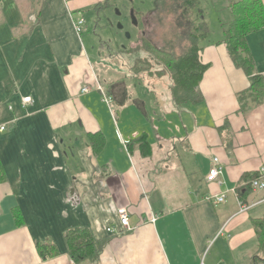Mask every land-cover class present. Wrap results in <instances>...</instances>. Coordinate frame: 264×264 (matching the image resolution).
<instances>
[{"label": "crops", "instance_id": "1", "mask_svg": "<svg viewBox=\"0 0 264 264\" xmlns=\"http://www.w3.org/2000/svg\"><path fill=\"white\" fill-rule=\"evenodd\" d=\"M104 1L0 0V264H91L69 254L78 228L107 240L99 264H251L264 188L245 177L264 179V100L247 96L218 26L200 41L201 101L176 103L166 76H131L76 30ZM247 39L264 76V28ZM41 243L57 254L41 257Z\"/></svg>", "mask_w": 264, "mask_h": 264}, {"label": "trees", "instance_id": "2", "mask_svg": "<svg viewBox=\"0 0 264 264\" xmlns=\"http://www.w3.org/2000/svg\"><path fill=\"white\" fill-rule=\"evenodd\" d=\"M109 1L106 0L103 3L97 5L98 14L101 11L109 8ZM177 5L178 10H181L179 19V28L182 30L185 44L181 55L176 56L175 53L156 48V46L139 47L136 50H132L134 55H139L141 51L147 52L153 60L157 61V64L165 65L167 63L169 73L171 75L173 88L172 94L176 103L182 104L186 102H199L202 100V94L199 86L205 71L208 68L207 64H202L199 59L201 40H206L211 35L213 23L210 24V20L207 19L203 9H201V0H173ZM226 10L229 14V18L224 20L221 11ZM220 17L217 18L218 28L222 29L221 41L226 43L229 53L238 66L242 67L246 73L251 77L250 94L252 100L261 101L264 100V76L255 73V62L249 46L248 35L264 28V4L262 0H233L228 2L227 6L220 7ZM100 19V14L98 16ZM108 44V43H106ZM111 49V45L108 44ZM121 52L116 50L110 52L111 56L115 54L124 53L121 47L122 44L118 43ZM124 50H128L127 47ZM130 50H128L129 52ZM162 56V57H160ZM148 60V58H146ZM165 59V61H164ZM133 67V66H131ZM135 70V67H133ZM166 70V68L160 69ZM146 70L133 72L131 76L136 78H144L146 76ZM162 74V73H161ZM241 97V103L243 105L244 97ZM248 96V97H249ZM93 139L96 135L92 136ZM98 137V135H97ZM99 141V140H98ZM98 141L95 142V148L98 149L102 146V141L99 147ZM143 141V140H142ZM141 145L149 146V143L142 142ZM148 152V151H147ZM146 154V152H145ZM259 174L248 175L245 178L254 179L258 178ZM251 186V184H250ZM252 187V186H251ZM243 193L242 195H245ZM253 224L257 233V239L259 242V254L256 255L251 264H264V216L259 219L253 220ZM67 242L69 245V254L73 261L76 263H82L83 261H89L91 264H99L100 255L103 247L106 244V239H97L93 233L87 228H78L67 233ZM56 246L48 243L38 244V249L41 257L47 259L57 254Z\"/></svg>", "mask_w": 264, "mask_h": 264}, {"label": "rangeland", "instance_id": "3", "mask_svg": "<svg viewBox=\"0 0 264 264\" xmlns=\"http://www.w3.org/2000/svg\"><path fill=\"white\" fill-rule=\"evenodd\" d=\"M106 1V0H105ZM104 1V2H105ZM157 2L158 5H154L153 2ZM201 9L204 10L207 19L213 23L214 27L218 26L217 18L220 16V4L222 0H201ZM226 3L233 0H224ZM162 2V4H161ZM136 0V2H129L128 0H110L109 8L101 16L99 22H97L95 13H87V24L84 25L83 38L86 41L87 38H95L96 42L107 41L111 45V51L113 49L121 52L119 44L126 45L127 49L122 50L124 53L122 55L115 54L117 59V65L129 72L130 75L135 71L146 70V80L152 81V87H154L153 82L166 76L168 79H163L164 81L172 82L171 75L167 63L163 66L157 64L156 60H153L150 55L141 51L139 55H134L132 50H136V47H146L156 46V48L165 49L175 53L176 56L182 54L184 48L182 46L185 44L182 30L179 28V18L181 15V10H178L177 5L174 4L173 0ZM126 15L118 21L117 11ZM134 9L136 15L140 20V24L137 27L134 23V18L129 15V10ZM130 10V11H131ZM106 15L111 19L113 26L105 27L103 25H108L106 21ZM96 19V20H95ZM119 24L123 25V28H119ZM212 25V24H211ZM213 30H216L212 27ZM142 30L144 34L142 36ZM130 34V36H128ZM200 45V42H199ZM109 51V49L107 50ZM162 57V56H160ZM148 58V60L146 59ZM95 61L97 56L94 58ZM165 61V59H164ZM135 67V70L133 67ZM102 67V66H101ZM98 66L99 70L102 68ZM166 68V70L160 69ZM162 73V74H161Z\"/></svg>", "mask_w": 264, "mask_h": 264}, {"label": "built area", "instance_id": "4", "mask_svg": "<svg viewBox=\"0 0 264 264\" xmlns=\"http://www.w3.org/2000/svg\"><path fill=\"white\" fill-rule=\"evenodd\" d=\"M85 21L86 20H85L84 17H81V18H79L77 20V22L75 24V27H76V30H77L78 33H81L83 31V27L85 25ZM90 90H91V87L89 85H85L82 88V92H84V93L89 92ZM31 100H32L31 97H28V96L22 98V102H23L24 105L30 103ZM104 100L107 101L108 103L112 102V100L109 97H106V96H105ZM1 129L5 130L6 126L2 125ZM222 171H223V167L220 165V160L218 158H214V164L211 167V169L209 171V174L207 175V180L209 182H217ZM250 184L255 189L256 188L257 189H263L264 188V179L261 176H259L258 178L252 179ZM225 201H226V195L225 194L219 195L215 199L216 203H223ZM247 208H248L247 206L243 205L241 209L244 211ZM119 218H120V221H121L123 226H127V227L129 226V216H128V212H127L126 208L119 209ZM108 230L112 231L111 228H109Z\"/></svg>", "mask_w": 264, "mask_h": 264}, {"label": "flooded vegetation", "instance_id": "5", "mask_svg": "<svg viewBox=\"0 0 264 264\" xmlns=\"http://www.w3.org/2000/svg\"><path fill=\"white\" fill-rule=\"evenodd\" d=\"M129 2H136V0H128ZM151 1V0H150ZM163 1V0H162ZM153 2V1H152ZM160 2H161V0H160ZM153 4L155 5H158V3L156 2L155 3V1L153 2ZM161 4H162V2H161ZM108 9V8H107ZM106 9V10H107ZM106 10H104V11H101V13H99L100 14V19H101V16H102V14L104 13V15L106 14L105 13V11ZM131 10V9H130ZM129 10V15H130V17L132 16L133 18H134V23L136 24V26L138 27L139 26V24H140V20L138 19V17H137V15H136V11L134 10V9H132L131 11ZM114 11H117L116 13L118 14V21H120L121 19H122V17L124 18V17H126V15L125 14H123V13H121V12H119L117 9L115 10L114 9ZM106 21L108 22V25H103V26H105V27H109V26H113V24L114 23H112V21H111V19L110 18H108V15H106ZM123 26V25H122ZM142 36H143V34H144V30H142ZM109 44V43H108ZM122 46L123 47H121L122 49H124V48H126V45H124V44H122ZM139 47L137 46L136 47V49H138Z\"/></svg>", "mask_w": 264, "mask_h": 264}, {"label": "water", "instance_id": "6", "mask_svg": "<svg viewBox=\"0 0 264 264\" xmlns=\"http://www.w3.org/2000/svg\"><path fill=\"white\" fill-rule=\"evenodd\" d=\"M119 28H123V26L121 24H119ZM128 36H130V34H128Z\"/></svg>", "mask_w": 264, "mask_h": 264}]
</instances>
